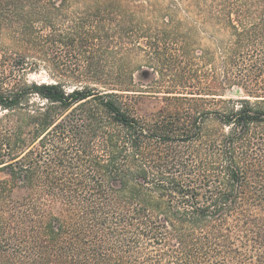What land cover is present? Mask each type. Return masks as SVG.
Listing matches in <instances>:
<instances>
[{
    "label": "trees",
    "instance_id": "trees-1",
    "mask_svg": "<svg viewBox=\"0 0 264 264\" xmlns=\"http://www.w3.org/2000/svg\"><path fill=\"white\" fill-rule=\"evenodd\" d=\"M67 1L0 0V73L18 74L0 80V264H264V0H186L213 26L200 56L194 29L172 32L169 64L147 37L175 85L145 118L155 90L92 50L124 16L59 33L47 14ZM92 1L99 21L126 3ZM50 53V81L28 82Z\"/></svg>",
    "mask_w": 264,
    "mask_h": 264
},
{
    "label": "rangeland",
    "instance_id": "rangeland-1",
    "mask_svg": "<svg viewBox=\"0 0 264 264\" xmlns=\"http://www.w3.org/2000/svg\"><path fill=\"white\" fill-rule=\"evenodd\" d=\"M93 9L92 0H68L66 3L60 4L57 11H52L50 15H47L53 20L55 30L59 33H67L77 27H83L85 31L89 32L93 30V27H97V23L103 28L115 29L119 25V20H121L118 17L119 14L124 16L127 30L123 39L109 41L101 49L94 47L92 50H101L104 55L102 59L103 68H115L116 65H113V63L116 60H122L124 68L131 74H135V83L139 88L145 91L155 90V97L148 96L137 102V112L143 118L163 106L164 102L158 92L175 85L173 82L174 67L166 66L167 69H163L162 65L159 66L158 63H155V72L152 71V66L148 64L145 53L147 37L155 38V43L163 45L165 48L164 53L169 60L168 64L170 59L177 58L175 57L176 53L172 36L174 30L175 32H186L194 29V42L191 48L196 56H200L206 48L212 46L208 36L212 34L213 31L211 29L213 26H210V24L206 25L208 13L205 12V9L200 8L199 10L197 6L188 3L186 0H126L122 10L98 15L100 21L96 20L95 16L97 14L94 13ZM47 33L48 31H46ZM224 37L226 36H217L219 39ZM1 43L9 44L6 35L2 36ZM61 56H64V54L61 53ZM53 59V54L50 53V56L45 59L46 61L33 66L32 69L28 68L25 79L28 82H49V72L57 68ZM71 61L74 63L58 66L69 70L80 68L74 65L75 61L72 58ZM139 70L145 71L146 74L142 75ZM163 70L167 71L162 75L161 72ZM16 75H18L17 72L10 75L0 73V80L5 81L7 78L15 77ZM228 96L234 99L239 98L232 95ZM1 116L3 114L0 111V118ZM8 132L9 121L0 119V139ZM5 177V174L0 173V179ZM154 254L155 252L151 255Z\"/></svg>",
    "mask_w": 264,
    "mask_h": 264
},
{
    "label": "water",
    "instance_id": "water-1",
    "mask_svg": "<svg viewBox=\"0 0 264 264\" xmlns=\"http://www.w3.org/2000/svg\"><path fill=\"white\" fill-rule=\"evenodd\" d=\"M228 95H232V96L241 98L243 96V92L239 88H234L233 90L228 92Z\"/></svg>",
    "mask_w": 264,
    "mask_h": 264
}]
</instances>
